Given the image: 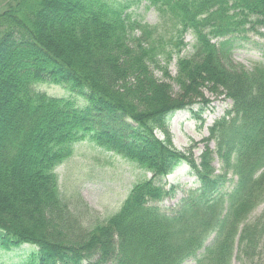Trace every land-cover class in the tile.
<instances>
[{"label": "trees", "instance_id": "1", "mask_svg": "<svg viewBox=\"0 0 264 264\" xmlns=\"http://www.w3.org/2000/svg\"><path fill=\"white\" fill-rule=\"evenodd\" d=\"M142 3L157 24L130 12ZM263 30L264 0H0V252L27 248L16 264H258L264 61L247 68L232 54L237 39ZM187 35L193 53L182 57ZM205 92L232 106L209 128L197 161L199 145L179 151L169 124L208 105ZM86 142L152 175L93 225L89 209L64 200L57 174ZM183 163L199 187L168 215L160 203L176 190L163 181Z\"/></svg>", "mask_w": 264, "mask_h": 264}, {"label": "rangeland", "instance_id": "2", "mask_svg": "<svg viewBox=\"0 0 264 264\" xmlns=\"http://www.w3.org/2000/svg\"><path fill=\"white\" fill-rule=\"evenodd\" d=\"M148 5L142 3L130 9L136 18L143 19L146 23L155 25L158 22V16L153 9H147ZM264 32V30H263ZM232 59L247 68H251L256 62L264 61V37L250 35L247 40L237 39ZM186 48L182 51V57H188L193 53L194 39L191 35L185 38ZM169 72L172 76L177 73V58L169 66ZM156 77L163 80L161 72H156ZM41 92L49 96L64 97L73 99L79 106L86 104L83 97L71 93L62 86L42 85L38 87ZM174 92H178V87L174 85ZM206 100L209 104L206 106L195 107V112L177 113L170 121V133L173 137L174 146L182 152L188 150L193 143L199 146L194 150L195 159L204 150L203 140L209 137V128L220 120L227 110L232 106V102L216 98L209 92H205ZM202 109V110H201ZM200 115L197 116L196 113ZM163 139V136L158 135ZM211 146L214 148V144ZM214 166L218 173L221 171V163L216 160ZM60 181V191L65 201H67L73 210L76 208L84 210L86 207L94 215L91 224L105 222L108 218L117 213L127 199L133 186L145 179H150L152 175L144 172L134 166L132 163L112 154L105 153L97 148L93 143H82L75 147L73 157L57 170ZM229 180L235 178L230 174ZM195 178L187 174V168L181 167L172 175L163 181L167 190L174 188L176 195L174 198H168L160 203L162 212L168 215L178 208L181 201L186 197L185 191L191 187H199L194 184ZM229 189L232 186L229 184ZM264 205L260 206L254 216L260 215ZM213 238L209 240L206 246H209ZM27 248L19 251L6 253L0 252V264H16L21 257L26 255ZM201 251L200 253H202ZM185 264H195L189 260ZM233 264H238L236 260ZM258 264H264V249Z\"/></svg>", "mask_w": 264, "mask_h": 264}]
</instances>
